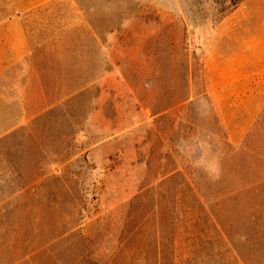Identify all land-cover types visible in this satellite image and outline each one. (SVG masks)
Here are the masks:
<instances>
[{"label": "rangeland", "instance_id": "374dc122", "mask_svg": "<svg viewBox=\"0 0 264 264\" xmlns=\"http://www.w3.org/2000/svg\"><path fill=\"white\" fill-rule=\"evenodd\" d=\"M26 1L0 264H264V0Z\"/></svg>", "mask_w": 264, "mask_h": 264}, {"label": "crops", "instance_id": "0c3cea01", "mask_svg": "<svg viewBox=\"0 0 264 264\" xmlns=\"http://www.w3.org/2000/svg\"><path fill=\"white\" fill-rule=\"evenodd\" d=\"M14 6H16V8L20 9V7L22 8V10H27V9H31L32 7H34V4L28 3L27 1H20V0H14ZM21 9L18 10L22 11ZM18 22L17 19L15 18H9L8 20H5L4 23L0 24V30H4L5 32L0 34V45H2V48L0 50H5L7 49L8 52L10 51L14 57L12 60H19L22 59L24 56H26V54H29L31 51V48L29 46L28 40H27V35L26 32L24 30L23 26H20V28H18V30L16 31L18 37L21 39L20 40V44L18 48H13L11 45H7L6 43V38L7 37H12V32H11V28L10 26L15 23ZM2 51V52H3ZM6 63L4 61H0V71L3 70L5 68Z\"/></svg>", "mask_w": 264, "mask_h": 264}]
</instances>
